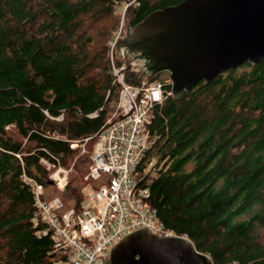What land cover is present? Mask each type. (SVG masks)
Masks as SVG:
<instances>
[{"label": "trees", "instance_id": "obj_1", "mask_svg": "<svg viewBox=\"0 0 264 264\" xmlns=\"http://www.w3.org/2000/svg\"><path fill=\"white\" fill-rule=\"evenodd\" d=\"M182 1L0 0V264H66L33 221L29 180L48 189L57 167L74 164L66 191L80 207L78 177L90 160L72 143L90 137L94 150L117 109L113 67L129 64L111 55L120 8L127 28ZM141 77L125 71L128 82ZM146 77L162 81L165 96L137 168L148 203L214 264H264V58L176 95L161 73Z\"/></svg>", "mask_w": 264, "mask_h": 264}, {"label": "built area", "instance_id": "obj_2", "mask_svg": "<svg viewBox=\"0 0 264 264\" xmlns=\"http://www.w3.org/2000/svg\"><path fill=\"white\" fill-rule=\"evenodd\" d=\"M125 30L122 22L110 42L113 57ZM132 64L130 60L128 66L113 67L122 86L120 99L113 117L97 133L91 162L82 177L80 207L66 206L59 196L49 198L48 189L29 180L38 206L33 221L44 225L40 234L51 233L57 251L66 255V264H103L118 242L145 226L159 236H180L158 218L157 210L148 203L149 187L141 186L137 179V168L152 145V110L165 96L160 80L142 76L138 82H128L126 70L139 73ZM73 168L57 167L50 176V185L64 191Z\"/></svg>", "mask_w": 264, "mask_h": 264}, {"label": "water", "instance_id": "obj_3", "mask_svg": "<svg viewBox=\"0 0 264 264\" xmlns=\"http://www.w3.org/2000/svg\"><path fill=\"white\" fill-rule=\"evenodd\" d=\"M117 55L131 58L142 76L169 71L172 94L189 91L264 58V0H183L156 10L135 26L129 21ZM103 264L214 262L191 239L159 236L145 226L118 242Z\"/></svg>", "mask_w": 264, "mask_h": 264}, {"label": "rangeland", "instance_id": "obj_4", "mask_svg": "<svg viewBox=\"0 0 264 264\" xmlns=\"http://www.w3.org/2000/svg\"><path fill=\"white\" fill-rule=\"evenodd\" d=\"M123 6L124 7H127L128 6V3L127 2H124V4H123ZM120 10H122V11H119V13L122 15L121 16V23H120V25L122 24V22H123V19L125 20V17H124V13H125V9L123 8V9H121L120 8ZM123 23H126V21L125 22H123ZM126 29V28H125ZM126 31V30H125ZM124 32H123V36H124ZM123 38V37H122ZM115 57L116 58H120V59H122V60H127V62L128 61H130L131 60V58H129L128 56L126 57V58H124V57H122V56H120V55H117V48H116V51H115ZM128 66V65H127ZM132 68V67H131ZM139 73H141V72H139ZM161 75H162V77L163 78H170V72L169 71H164V72H161ZM122 90V89H121ZM121 94V93H120ZM113 115H114V112L112 113V115H111V117L110 118H112L113 117ZM109 118V119H110ZM77 143V146L76 147H79L81 150H80V155H88L89 154V160L90 161H88L87 162V164L85 165V164H82L81 165V168H82V172H78L79 173V177H78V183H79V185L80 186H82L83 185V181H82V175L83 174H85V172L87 171V168H88V166H89V164H90V162H91V154H92V152H93V150L92 151H89V148H88V145H87V143L83 146V145H81V143L80 142H76ZM85 143V142H84ZM75 147V148H76ZM73 165L74 164H72V166L70 167V168H72L73 167ZM74 169V168H73ZM72 172V171H71ZM71 177V174H70V176H69V178ZM82 181V182H81ZM67 188V187H66ZM47 193H48V197L50 198V197H52V196H59L60 198H62L63 199V202H64V204L66 205V206H68V207H72L73 206V201L71 200V194L68 192V191H66V189L64 190V191H62V190H57L54 186H51L50 185V187L48 188V190H47Z\"/></svg>", "mask_w": 264, "mask_h": 264}, {"label": "bare ground", "instance_id": "obj_5", "mask_svg": "<svg viewBox=\"0 0 264 264\" xmlns=\"http://www.w3.org/2000/svg\"><path fill=\"white\" fill-rule=\"evenodd\" d=\"M137 68H139V65H136Z\"/></svg>", "mask_w": 264, "mask_h": 264}]
</instances>
